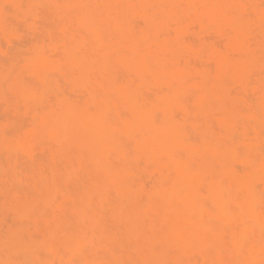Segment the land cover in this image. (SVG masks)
Returning <instances> with one entry per match:
<instances>
[{"label":"rangeland","instance_id":"374dc122","mask_svg":"<svg viewBox=\"0 0 264 264\" xmlns=\"http://www.w3.org/2000/svg\"><path fill=\"white\" fill-rule=\"evenodd\" d=\"M25 1H26V3H24ZM121 1H123V4H124L123 5V9L126 10V11H123L122 14H121V22H122V25H123L121 32L123 33V35H122L123 37L130 38V37H132V34H133L131 32L140 31L141 29L144 28L143 21L141 20L142 19V13H141V11L138 10V8H137V10L133 9L132 7L130 8L129 6H131V5H128L126 3L127 0H121ZM132 1L133 0H129V2H131V3H135L136 2L135 0H134L135 2L134 1L132 2ZM163 1L164 0H161V1L160 0H158V1L157 0H154V1L151 0L150 2L148 0L145 1L144 11L147 10L146 11L147 13H151L149 15L152 16L153 19H154V15H156V14H158V15L160 14L161 16L157 17L158 16L157 15L156 18L158 20L155 18L157 21H155V20L152 21V24L150 26V30L151 31L150 30H149L150 32L148 31V33H149L148 34V38H151V40L147 38L144 46L143 47L141 46L140 49L144 50L146 43L149 42L146 45V47H148L150 45L151 48L153 47L152 50H154L155 52L163 55V50H164L166 52V53L164 52L165 54L168 53L167 54L168 57L165 54L163 56L164 57L163 59L165 61V64H167V66L165 65V68H164L163 72H161L160 75H159L160 77L158 76V78H157V76H155L154 73H152V72L150 73V71H145L143 69H139L138 70V68H137L138 67L137 60L133 61L134 63L136 61L135 64L133 62L131 63V65L129 66L130 69H129V67H122L119 64L115 63V64H113L115 67H112L110 69V72H112L111 75H112V78H113V82L115 83V85L117 84L115 87H117L119 84L120 85L117 88L128 87L131 90L136 92V94L138 95V100H139V102L141 104H146V102H147L146 105H148V106L149 105H154V107H139L141 112L143 113V115H146V116H149L151 118H154L156 121H161V120H163V118H165V116H170V117H173L176 120L180 121L181 123L184 122L183 125L184 126L186 125L185 129H186V132L188 133V137H187L188 141L186 140V146H187V149L189 151V155H191V159L194 161V162H191V164L194 167V171L196 170L197 166L201 163V159H202V157H201L202 155H199L200 157L196 156V155L197 154H205V156H207V158L208 157L210 158L212 156L213 161H214L215 164L212 163V161L209 162V163L211 165L212 164L215 165L216 168L213 165L215 170H218V168H220L218 170V172L219 173L221 172L222 177H223L224 180L226 178L225 176H228V174H229V173L226 174V171H225V170L228 169L227 172H229V171L232 172V173L235 172L237 175L241 173L240 175H238L239 177L237 175H235V176L239 178L237 180L242 181V180H244L246 178V176L252 175L253 171L255 169H257L258 165H259V167H261L262 166L261 164H264V145H262V144H264V141L262 140L263 137H264V134H263L264 133V126H263L264 125V121H263L264 120V114H263L264 113V99L261 98L262 96L264 98V89H263L264 88V86H263L264 85L263 84L264 83V80H263L264 79V50H263L264 49V39H262V38H264V32H263V30H261V29H264V24H263V22H264V17H263L264 16V1L255 0V4H254L255 6H252V5H250L248 3L249 1L251 3L252 2L251 0H248V1L244 0L245 2H243V3H242L243 0L242 1L241 0H236V2H235L236 5L233 8H230L231 6H224V7H226V8L223 7L224 9L221 8L222 6H217V5L214 6L213 0L212 1L210 0L212 3L209 1L211 4L208 2V0H205V1H207V5H208L207 7L205 5L206 2L204 0H187V3H185V0H183V1L182 0H173L174 2H172V1L169 2V0H165V1H168V2L167 3L165 2L164 7H163V3H164ZM256 1H259V4H258V2L256 4ZM198 2H200V3H198ZM253 2H254V0H253ZM260 2H261V4H260ZM174 3H176V4L178 3V4L176 5ZM194 3H195L196 6L194 5ZM166 4H167V6L169 4L171 5V7L168 6L169 8H166V10L167 9L169 10V13L171 12L169 15H168V10L167 11L164 10ZM159 5L161 6V8H160ZM178 5H181V6L184 5L183 7H184L185 10H183L182 7L180 8V6L178 7ZM210 5H212V6H210ZM245 5L246 6L249 5L247 7V9L245 8ZM200 6L203 9H201ZM251 6L253 8H251ZM257 6H258L259 9H257ZM49 7H51V4L49 2H47L46 0H41V1L40 0H0V43H1L0 44V75L1 74L4 75V77H2V78L0 77V237H4L5 238L6 236H8L7 234H8V231H10V229H19V230L22 231V233H23V230H24V233H23V235L21 237L22 242H23V240H25V243L29 244L30 247H32L31 245H33V247H35L38 250L34 260H31V262L33 264H60L61 262H62L61 264H64L63 262H64L65 258L71 260L72 262H75V261L77 262L78 258L75 255H71L69 253V251L70 250L77 251V249L79 250L80 247H82V245L80 243H82V240H83L82 238H80V240H79L80 236H79V234H77V230L81 226V223L79 221L73 220L74 222L71 221L73 223L72 226H74V229L76 230V231L73 230V231H75V234H76V235L73 236V237H75L74 240L72 239V237H71V239H70V237L66 238L67 235L65 236L64 240L62 239L63 241L61 240L62 242L67 241V243L71 240L70 243L72 245L70 247H61L60 244L62 242L60 241V239H61L60 238L61 237L60 232L63 229V225H60V224L59 225H54L53 221H52L53 220V214H55V212L58 213V212H61V210L63 211V202L65 200H67V199L70 200V199L73 198L74 191L77 190V188H75L73 184H71V185L69 184V186L67 185L68 188L66 187V189L68 190V191L66 190V194H68L67 197L66 196L62 197V195L60 193H58V194L55 193V194H53L51 196V198H52L51 200H54L56 198V203H55L56 205L53 206V203L55 202V200H54V202L51 201L53 207L51 206L49 208V213H48V209L46 210L44 208H41L42 206L40 204H38L36 202V200H35L41 194L40 193L41 190L38 189L37 185H38V183L41 182L39 179L42 180V177L35 176L34 175V170L37 171V172L38 171L42 172L46 176H48V174L50 172H54L55 173L56 171L58 172L60 170H63V169H61L63 167H64V169H66L65 167H67L69 169L71 167H73L74 170L75 169L76 170L80 169L78 175L82 176L83 175L82 173H84L83 178L86 180V178H85V174H86L85 168H84V166L79 164L78 159H77L78 154H79V148L76 147V146H73V147L70 146L71 147L70 153L71 154L74 153V155L72 154V157L69 158V159H66L65 157L57 158L58 157L57 153H58V150L60 149V147H56L54 139L52 138L51 134L50 133L47 134V132H43L41 134V136L39 137V139L37 141H35L32 145H30V148H28V150L25 148V146L20 144V143H22L23 141H25L29 137V135H30V133H31V131L33 129L32 126H34V124L37 123L36 125H39V126L44 124V122L46 121L45 120L46 119V114H47V112H49L51 110V108H52L51 106L53 105L52 103H54V99H55L53 97L52 93L48 92L49 94H47V92H45V94L40 96V98L38 99V107L33 108V107H29L30 105H26L27 99H26L25 92L31 91L33 85H35V82H36L34 76L31 74L32 73V67H33V63H32V59H33V55H34L33 52L35 50L36 45L42 46L45 49L46 55L48 57L51 56L50 58H52V59H56V58L59 57V50L53 49V47L51 46L50 41H49L50 40V36H49L50 33H48V32H50V30H52L55 27L56 23H58V19L55 16H51L49 14V13H51V8H49ZM150 7H151V9H150ZM209 7L212 8V10H209ZM227 7H228V9H227ZM145 8H147V9L145 10ZM234 8L236 10H234ZM248 8H249V10L251 9L250 12L248 11ZM254 8H256V9H254ZM127 9H130L131 12H133V10H134L135 12L131 13L130 10H127ZM153 9H155V11L157 13H155V11L152 12ZM179 9L182 10L183 12L182 11H178ZM188 9L192 13H195V14L192 15L190 12H188L189 11ZM195 9H199L198 10L199 12L198 11L196 12ZM161 11H162V13H160ZM207 11H209V12H207ZM235 11H237L238 13L237 12L235 13ZM243 12H246V13H243ZM179 13H180L181 18L179 16ZM251 13H252V16H250ZM256 13H258V14H256ZM137 14H139V16ZM189 14H191L192 16H190ZM232 14H234V15H232ZM237 14H239V16H243L244 15L243 17L245 19H243L242 17H238ZM262 14H263V16H262ZM170 15H171V17H170ZM253 15H256V16H253ZM257 15H258V17H257ZM134 16L137 17V18H135V20L137 19L136 21L133 19ZM193 16H194V18H192ZM51 17H52V19H51ZM139 17H141L140 20L138 19ZM163 17L165 18V20H163L164 19ZM195 17H196V19H195ZM247 17H250V19L247 18ZM261 17H262V19H261ZM159 18H162V19H159ZM166 18H167V20H166ZM190 18L192 20L194 19L195 21H191ZM201 18H203V19L206 18V19H204V22L199 23V25H198V22H200L198 20L199 19L201 20ZM231 18H232V20L234 18V20L232 21ZM41 19H42V21H41ZM126 19H128V20H126ZM130 19H132V20H130ZM186 19H187V21H186ZM251 19L252 20L255 19L257 22L255 20H254L255 22L254 21L252 22ZM205 20L207 22L206 24H205ZM229 21H232V22L229 23ZM53 22H55V23H53ZM191 22L192 23L194 22V24H190ZM260 22H262V24ZM126 23H129V25L126 24ZM161 23L162 24L164 23V24L162 25ZM203 23H204V25H203ZM140 24H141V27H140ZM158 24H160L161 26L158 25ZM171 24L172 25L174 24V25L171 26ZM239 24H240V26H239ZM253 24H255L257 26V28ZM124 25H126V26L124 27ZM181 25H182V27H181ZM247 25H248V27H247ZM175 26H176V28H175ZM243 26H244V28H243ZM151 27H152V29H151ZM168 27H170V28L168 29ZM228 27H230V28L228 29ZM232 28L235 31L232 32ZM254 28H256V29H254ZM40 29H42V30H40ZM167 30H168V32H166ZM179 30L181 31V33H180ZM225 30H226V32L228 31V33H229V31H231L230 32L231 34H229V36H228V34L225 33ZM116 33L117 32H112L110 34H107V35L104 36V38L108 39L109 37H111V40H112L113 37L116 38V36H117ZM159 34H160V36H159ZM256 35L259 36V37H257ZM47 36H49V37H47ZM260 36H262V37H260ZM44 37H46V38H44ZM159 37H160V39H159ZM227 37H229V38H227ZM238 37H240V38H238ZM180 38H182V39H180ZM250 38H252V39H250ZM157 39H159L158 42H157ZM153 40L155 41L156 45L158 43L157 47L155 46ZM177 40H179L182 43H180ZM257 40H259V41L257 42ZM162 41L165 44H163ZM170 42H171V45H170ZM244 42L247 45H249V44L250 45L253 44V45H251V46L249 45L246 48ZM176 43H177V45H176ZM254 43H255V45H254ZM15 44H16V46H15ZM153 44H154V46H153ZM158 46L159 47L162 46V47L159 48ZM168 46L171 47V48L173 47V49H171L172 51L169 49ZM178 46H180V47L178 48ZM244 47H245V49H243ZM256 47L259 48L258 51H257ZM156 48H159V50L156 49ZM175 48H177L178 51ZM161 49H163V50H161ZM188 50H189V52H188ZM249 50H250V52H249ZM57 51H58V53H57ZM175 51H176V53H174ZM181 51L183 53H181ZM239 52L241 54H238ZM180 53H181V56H180ZM191 53L194 54V55L192 56ZM245 54L246 55L248 54V55L245 56ZM52 55H54V57ZM55 55H57V56H55ZM238 56H241V57H238ZM243 56H244V58H243ZM247 57H249V58H247ZM171 59L173 61H171ZM255 60H257V61L255 62ZM221 61L223 62L222 64L220 63ZM232 61H234V62H232ZM249 61H250V64H249ZM187 62H189V63H187ZM5 63H6V65H5ZM16 63L19 64V65H17ZM232 63L234 65L238 66L236 74L232 70V66H231ZM244 64H246V65H244ZM224 65H227V66H224ZM168 66H169V68H168ZM14 67L17 70L15 69V71H14ZM119 67L122 68L123 70L119 69ZM172 67L174 68V70L172 69ZM225 67H228V68H225ZM167 68H168V72H167ZM229 68H230V70H228V71H230V73L227 71V69H229ZM223 69H226V70H223ZM114 70H117V73H116L117 76H116L115 73H113ZM165 70H166V72H164ZM11 72L13 73V75H9ZM114 72H116V71H114ZM191 72L193 74H191ZM126 73L127 74L129 73L130 76L127 75ZM174 74H176L178 76H179V74H181L183 76L182 77L180 75V77L182 79V85H184V83L187 82L184 86H182V89H181L182 92L174 91L173 93L172 92L169 93L171 91V89L174 88L173 85H178V83H177L178 81H175V79H174V76H175ZM189 74H191V75H189ZM205 74H206V76H205ZM144 75H146V77ZM248 75H249L250 78L248 77ZM9 76H11V78L8 79L9 81H7V78ZM147 77H148V79H147ZM211 77H212V80H211ZM150 78H151V80H150ZM114 79H116V82H115ZM124 79H127V80H125V83H123ZM137 79H138V81H137ZM183 79H185V80H183ZM226 79L228 80V82H226L227 81ZM230 79H231V81L229 82ZM121 80H122V82H121ZM238 80H240V81H238ZM262 80H263V83L261 84ZM59 81H60L59 84H58L59 88L61 90H63V91L65 90L64 93L69 97L71 102H74V103H76L78 105H85L87 103L86 100L84 98H82L83 96L80 94V91L78 90V89H80V90L82 89V87H81L82 85L80 83L71 84L70 82H67L66 80H63L62 78L59 79ZM207 81H208V83H206ZM129 82H131V84L133 86L129 87V85H130ZM132 82H134V83H132ZM240 82H241V84H240ZM257 82L260 83V84H258ZM121 83H123V84H121ZM162 83H163V85H162ZM175 83H177V84H175ZM210 83H211V85H210ZM243 83H245V84H243ZM13 85H14V87H13ZM201 85H202V87H200ZM178 86H175V87L177 88ZM207 86H208V88H207ZM196 87H198V88H196ZM191 88H192V90H191ZM254 88H256V89H254ZM257 88H259V89H257ZM211 89H213V90H211ZM226 89L227 90L229 89V90L227 91ZM253 89H254V91H253ZM66 90H67V92H66ZM76 90L79 91V92L76 93L75 92ZM188 90H190V91H188ZM152 91H154L156 93H154ZM194 91H195V93H194ZM259 91H260V93H259ZM151 92H152V94H151ZM184 92H186V93H184ZM199 93H201V94H199ZM186 94H187V96H186ZM6 95H8V96H6ZM11 95H13V96H11ZM140 95L142 97H140ZM235 95H238V96L236 97ZM241 95L243 96V98H242ZM163 96H170L171 102H170L169 106L168 107H159V108L156 107V105H158V103H159L160 98L163 97ZM183 96H184V98H183ZM230 96H232V97H230ZM239 96H240V99H238ZM52 98H54V99H52ZM195 98L198 99L199 101L196 100ZM241 98H242V100L245 99V101L243 102L241 100ZM254 98H255V100H254ZM17 99H20V100H17ZM80 99H82V100L78 101ZM144 99H146V100H144ZM221 99H223V100H221ZM228 99L230 100V102H228L229 101ZM43 100L46 103H42V102H44ZM177 100H179V101H177ZM180 100H182V101H180ZM183 100H184V102H183ZM224 100H226V101L224 102ZM8 101L11 102V103H9ZM47 101H49V102H47ZM252 101H254V102L252 103ZM199 102H200V104H199ZM237 102H238V104H237ZM257 102L259 104H257ZM233 103H234V105H233ZM235 103L237 104V106L240 103H242V104L239 105L238 107L237 106L235 107V105H236ZM219 104H221V106H218ZM243 104H244L245 107H247V108L249 107V108L248 109L244 108ZM251 104H253V105H251ZM19 105H21V106H19ZM41 106H42L43 109L41 108ZM230 106H233V107H230ZM30 108H32V109L30 110ZM39 108H41L42 111H40L41 109H39ZM84 108H85V110L87 108L91 110V108H92V111L86 110V111H88L90 113L94 111V107L93 106L90 107V105H87V107H84ZM112 108L114 110V112L112 111V117L113 118H116L119 115V116H122V118L126 119L127 121L131 120L132 111H133L132 107H126L125 105L121 104L120 108H118V107H112ZM213 108H215V109H213ZM226 108H227V111H226ZM236 108H237V110H236ZM33 109H34V111H33ZM218 111H220L219 112L220 114L218 113ZM222 111H225L227 113L223 112L221 114ZM230 111H231L232 114L230 113ZM7 112H8V114H5ZM31 112H33V113H31ZM237 112L240 113L241 115H239ZM246 113L249 114V115H247ZM218 114L220 116H218ZM253 114H254V116H253ZM257 114H259V115H257ZM22 115H24L23 116L24 119L22 118ZM35 115H37V116H35ZM237 115H238L239 118L237 117ZM231 116H232V118H231ZM28 117L30 118V121H29ZM238 119L239 120L241 119L242 123ZM246 119L247 120L249 119V122L246 121ZM24 120H25V123L23 122ZM185 120H186V122H185ZM18 121H21V122H18ZM254 121H255V123H254ZM30 123H32V124H30ZM243 123L246 126L245 125L242 126ZM248 123H250L249 126H248ZM254 124H257V125L254 126ZM251 125H252L253 129L250 128ZM258 125L260 127H258ZM203 127H204V130H203ZM187 128H189V129H187ZM258 128H260V131H258L259 134H260V137L258 136L259 138L257 137V135H259L258 132H255L256 130H259ZM207 129H208V131H207ZM237 129H241L244 133L246 132V134H244L245 135V137H244L245 139H243V137L241 138V136H243L241 134H243V133L241 132V130H237ZM5 130H7V131H5ZM244 130H246V131H244ZM201 132H204V133H201ZM249 133L251 135H254V136H251ZM45 134L47 135V138L44 136ZM204 134H205V136L207 135L206 136L207 140L205 139ZM208 134H210V137L208 136ZM219 134L221 136L220 138H218ZM261 134H263V136H261ZM14 135H16V136H14ZM246 136H247V138H246ZM254 137L255 138L257 137V138L255 139ZM43 138H44V140L46 138V141H43ZM223 138H225V139H223ZM248 138L251 139V141L248 140ZM253 140H254V142H253ZM211 141H213V142H211ZM255 141H256V144H255ZM258 141L260 142V145H259V143H257ZM242 142L243 143L245 142L244 145L247 143L248 147L244 146L243 144L241 145L240 143H242ZM251 142H253V143L250 144ZM223 143H224V146H223ZM236 143H239V144L236 145ZM35 144H36V146H34ZM44 144H46V145H44ZM126 144H127L126 141H124L117 148H115L112 151H110L111 152V157H110V161H109V167H110L109 170H110V172L108 174V179H109L108 180V185H109L108 186L109 187L108 190L110 189V191L107 190V192H106V193H108V194L105 195V198H107V200L105 198H103V201H105V202H107L109 204L104 202V204H106V206L104 205V207H105V209L107 208L106 209L107 212H105L104 215H105V217H107V215H109L108 214L109 211L110 212L112 211V212L116 213L115 214L116 215V219L115 220L113 219V223H110L112 221H107V223H109V224L107 225V223H106L107 226L105 225L102 229H100V234H101V239L102 240L100 239L101 241L97 245L96 250H98L97 253L99 252V255H100L99 259L103 260V261H106V259H107L108 264H117L118 262H119V264H121V263L123 264V262H124V264H144L143 260H141L142 257H140V256H143L145 254H147V261H148L147 264H150V263L151 264H158L157 263V259H158V255H159L158 249L160 250L161 245H162L161 243H163V242L162 241H161V243L159 242L158 243L159 246H158V244H157V246L155 244V246L158 249H153L155 247L153 246L154 244H152V248H151L150 251H148V249H146V248L143 249V247L140 246V242L142 241V239L149 236V230H148V227H147V225L145 223L146 222L145 219H142V220L145 221L144 222L145 223V227H143V228H146V230L148 232L145 229H143V234H142V232L140 233V230L142 228L141 225L144 226L143 224H141V221H140L139 222L140 226H139V223H138L137 232L133 236L127 237V238L126 237L123 238L122 235H124L125 232L128 231L129 228H130V222H129L127 216L130 215L131 213H136L138 215H142L141 214V212H142L143 216H144L143 218H145L146 216L150 217V215L148 213H150L151 211H152L151 217L156 214L153 210H151L152 209L151 206L145 205V204L147 203V200H148L149 197L151 199L152 193H153V189L157 188V187H155L157 185V183L160 184L161 181H166V180H168L169 182L172 181L173 177L176 176V169H174L172 167H168L169 165L167 167L166 166H161L166 161V158L163 155L159 156L158 158L160 160L161 159H163V160L165 159V161L162 160L160 162H157V160L159 161L158 158H157V160H155L153 157L152 158H148V157H145V156H143V155H141L139 153L137 154V152L135 151L134 147H129ZM217 144L218 145L221 144V145L218 147ZM53 145L55 147H52ZM125 145H126V147H125ZM249 145H251L250 148H249ZM252 145L255 148H253ZM33 146H34L35 149L33 148ZM199 146L202 147L206 151L208 150V152H206V151L204 152V150L201 149ZM221 146H222V148H221ZM215 147H218V149L215 148ZM223 147H225V148L223 149ZM72 148H74V149H72ZM247 148H249V149H247ZM131 149H133V150H131ZM214 149H216V150L214 151ZM246 149L249 151V153L247 152ZM127 150H128V152H127ZM73 151H75V152H73ZM133 151H135L136 153L133 152ZM50 153H51V155H50ZM208 153L209 154L211 153V154L209 155ZM254 153H257V154H254ZM33 155H35V156L32 157ZM49 155H50V158H49ZM234 155H235V157H234ZM29 156L32 157V158H30ZM124 156H127V158L129 156L130 160L125 161V160L121 159ZM192 156H194V158H192ZM248 156L251 157V158L253 157L252 158L253 160H251ZM160 157H164V158H160ZM242 157H243L244 160L246 158L245 162H243L244 160L242 159ZM44 158H45L46 161L44 160ZM62 158H63V160H61ZM196 158H198L199 160L196 159ZM218 158H219V160H218ZM238 158H240V160ZM30 159H32V160H30ZM221 159H222V161H220ZM121 160H122V162H121ZM131 160L133 161V163H132ZM215 160H217V161L215 162ZM62 161H63V163H62ZM123 161H125V163ZM129 161H130V163H128ZM34 162H35V166H33ZM48 162H49V164H48ZM59 163L62 164V165H60ZM156 163H158V164L155 165ZM245 163H246V165H245ZM56 164H58V165H56ZM64 164H65V166H63ZM194 164L196 166H194ZM237 164H238V166H237ZM224 165H226V166H224ZM25 166L26 167L28 166L27 167L28 169ZM49 166L52 167V168H50ZM151 166L154 167V169ZM7 167H9V168H7ZM24 167H25V169H21V168H24ZM31 167H33L34 169L32 168L33 170H30ZM42 167L46 171L44 169H42ZM222 167H223V169H221ZM234 167H235V170H234ZM247 167H248V170H246ZM128 168H129V170H127ZM230 168H232V169L230 170ZM241 168L243 169V171L245 173L244 172L242 173V169ZM158 169H160V171ZM156 170H158V171H156ZM162 170L167 171L166 175L169 178L166 177L167 178L166 179V178L162 177V172H163ZM5 171H8L9 173L8 172L4 173ZM81 171H83V172H81ZM112 171L115 172V173H112ZM29 172L31 174L28 175ZM143 173H144V175H143ZM169 174H170V176H169ZM253 174L254 175H252V179H251V183L250 184H251V187L253 188V190L255 192V205H257L255 207L263 206V208H262L263 210L262 211H264V196H263L264 195V183H263L264 182V173L263 172H259V173H253ZM7 175H8V177H7ZM259 175H260V177H259ZM9 176H11V178H9ZM209 176H210V178H209ZM170 177L172 179H170ZM134 178H136V179L134 180ZM207 178H208V182H207V180H205ZM211 178H212L211 174L209 173V175H208V173L205 172L204 173V181H203V183H201V182L199 183V189H201V191H204V193H205V189H206L205 186H207V184L211 181ZM259 179L262 180L263 182L260 181ZM227 180H228V178H226L225 181L227 182ZM168 181H167V183H168ZM10 182H11V184H10ZM25 185H27L28 187L27 186L24 187ZM133 186H135V187H133ZM12 187H14V188H12ZM20 188H21V190H20ZM70 188H71V190H70ZM72 188H74V189H72ZM11 189H12V191H11ZM124 190H125V192H123ZM15 191L17 193H15ZM262 191H263V193H262ZM68 192L70 193L71 196L69 195ZM111 192H112V194H110ZM143 193L146 194V195H144ZM34 194H36V195H34ZM116 194L118 195V197L122 196V198H124L126 200V203L125 204H119V203L116 204V202H115L116 199L115 198H118ZM147 194H148V196H147ZM60 195H61L62 198H60ZM111 195H114V196H111ZM136 195H137V198H136ZM8 197H9V199H8ZM130 197H132V200L130 199ZM257 197H259V198H257ZM58 198H59L60 201L58 200ZM109 198H112V199H109ZM137 199L138 200L140 199L139 202H138ZM59 202L62 203V206L61 205L59 206V204H60ZM128 202H129V204H128ZM138 203H140V204L138 205ZM110 204H113V205L116 204V206H113V205H110ZM143 204H144V207H142ZM20 207H22L24 209V213L23 214H22V212H23L22 210H21V212H19ZM259 207L256 210H258L259 213H262V211H259V210H261ZM33 208L34 209L36 208V210H34ZM51 208L53 210H50ZM121 208H125L124 209L125 211L123 209H121ZM32 209H33V211H32ZM128 209H129V211H128ZM119 210L120 211L123 210V211L120 212ZM30 211H32L33 214L30 213ZM50 211H51V213H50ZM46 213H47V215H44ZM48 215L50 217H48ZM41 216L44 217V219H41V218L39 219L38 218V217H41ZM45 216H47V217H45ZM155 216H153L154 218L153 217L152 218L156 219L157 217H155ZM23 217H24V219H23ZM237 218H238V220H236ZM237 218L233 217V220H236V222L235 221L231 222V224H230L231 225L230 226L231 229H230V227L228 229L225 227V229H224V227L221 226L222 227L221 228V227H219V225L218 226L216 225L214 227V229H216L217 227H219V228H217V230H215V231L213 229L214 233H212V234H215V235H216V233L219 234V238H218L219 240H221L220 239L221 237H222V239L224 237V240L220 241V242H221V245H223L224 242L226 241L224 245L227 246V247H225V246L222 247V246L218 245L217 243L219 242V240L217 238H212V239L208 240V243L210 241H212V242L215 241L214 242L215 245H212V246L215 249L217 248L216 251L219 252L216 255L217 257L214 255L217 252H215V250L214 251L213 250L210 251L209 250L210 249L209 245L206 246V247L203 246V248H200L201 246H197L195 244H191V247L189 245V247H187L186 250L184 252H182L183 254L179 253L178 251L176 252L175 248L168 249V250H170V251H168L170 256L174 252V249H175L176 253H173L171 257H178L179 258V261L177 263H173L172 262L170 264H197V263L198 264H215L217 262H218V264H224L223 263L224 260H225V262H228L227 264H231V263L234 264V262L236 263V258L237 259L240 258L242 261H244L245 258H246L244 255L248 254V250H249L248 248L244 247L245 249H248V250H246L247 251L246 252L245 249H243L245 251L244 254L241 253V254H243V256L240 255V252H239V255H240L239 258H238L239 255H234V252L238 249V245H240L239 242H237L235 237L233 236L235 231L240 230L241 221H240V218L238 216H237ZM237 221H239V224H238ZM233 223L235 225H239V228L237 226L235 231H234V229H235L234 227L235 226H234ZM37 224L38 225L40 224L39 226L41 228L38 227ZM76 226H77V228H76ZM37 227H38V229H37ZM44 227H45L46 231H43ZM27 228H28V230H27ZM105 229H106V233L107 234L105 233ZM109 229L112 230V231H110ZM221 229L222 230L224 229L225 231L224 230L221 231ZM108 231H109V233L110 232L111 233L108 234ZM5 232H6V234H5ZM224 232L228 233L227 237L225 235L226 233H224ZM138 234L139 235L141 234L143 236L140 235L141 236L140 237ZM144 234H147V235L145 236ZM220 234H222L221 237H220ZM109 235L111 236V238H110ZM135 235H138L140 237V239H139V237L137 238V239H139L138 240L139 242H137V239H136L137 236H135ZM68 236H72V234L70 233V235H68ZM103 236H105V237L102 238ZM217 236L218 235H216V237ZM250 236L251 237H249V239L246 240V244L248 243V245H247L248 247H249L251 242H252V244H255V243L258 242V237L255 234L253 236L252 235H250ZM252 237L256 238V239L253 238V240H255V243H253V240L251 241ZM263 237H264V235H263ZM108 238H110V239H108ZM116 238H117V240H116ZM135 239H136V241H135ZM216 239L218 240L217 243H216ZM4 241L6 243L8 241V239L5 238ZM110 241H112V242H110ZM125 241H127V242H125ZM158 241L155 240L154 242L157 243ZM247 241H249V242H247ZM124 242H125V244H124ZM128 242H131V244L130 243L128 244ZM136 242L139 244L140 247L137 246L138 244H136ZM0 243L2 244L3 242L0 241ZM240 243H243V246L245 244L244 241L243 242L241 241ZM252 244L250 246H253ZM128 245L130 247H128ZM228 245H229V247L231 245V247L229 249H228ZM243 246L241 244L242 248H243ZM121 247H123V248H121ZM193 247H194V249L195 248L196 249L193 250ZM42 248L44 249L45 253L43 252ZM138 248L141 251L138 250ZM221 249H223V250H221ZM224 249H225V251H224ZM90 250H92V249L90 248ZM124 250H126V251H124ZM142 250H143V252H142ZM152 250H154V251H152ZM243 250H241V251H243ZM121 251L124 254H121L122 253ZM131 251H132V255H131ZM155 251H158V253L155 252ZM192 251H194V252H192ZM201 251H203V252L205 251L206 253L202 252L203 254H201ZM232 251H234V252H232ZM41 252H42V254H41ZM133 253H134V255H133ZM207 253H212V255H214L215 257L213 256V258H211V255H209ZM220 253H222V254H220ZM126 254H127V256H125ZM205 254H207L208 256H206ZM237 254H238V251H237ZM42 255L45 256L46 258L45 257L43 258ZM48 255H49V257H47ZM123 256H125V257H123ZM185 256H186V258H185ZM205 256H206V258H205ZM234 256H236L235 261L229 263V261H231V258L234 259ZM197 257L199 258V260H198ZM221 257H225V258H221ZM241 257H243L244 260ZM72 258H74L75 260H73ZM124 258H125V260H124ZM138 258H139V260H138ZM208 258H211V259L207 260ZM131 259H133V260H131ZM221 259L222 260L224 259L223 262H221ZM233 259H232V261H233ZM184 260H186V261L184 262ZM205 260L208 263L204 262ZM149 261H151V262H149ZM171 261H173V260L171 259ZM171 261H169V262H171Z\"/></svg>","mask_w":264,"mask_h":264},{"label":"bare ground","instance_id":"6f19581e","mask_svg":"<svg viewBox=\"0 0 264 264\" xmlns=\"http://www.w3.org/2000/svg\"><path fill=\"white\" fill-rule=\"evenodd\" d=\"M41 1V0H40ZM47 2H49L51 4V13H49L51 16H55L58 19V23H56L55 27L50 30L49 36H50V44L53 47V49H57L59 50V57L56 59H52L50 57H48L46 55V51L45 49L40 46V45H36L35 50H34V55H33V59H32V63H33V67H32V75L34 76L36 82L35 85H33L31 91L29 92H25L26 94V105H30L29 107H38V99L40 98V96H42L43 94H45V92H47V94H49L48 92L52 93L54 99V103H52L53 105L51 106V110L49 112H47L46 114V121L44 122L43 125L39 126L34 124L33 129L29 135V137L23 141L22 144L23 146H25V148L28 150V148H30V145H32L35 141H37L39 139V137L41 136V134L43 132H47L51 134L52 138L54 139V142L56 144V147H60V149L58 150L57 153V158L60 157H65L66 159H69L72 157V154L74 155V153H70L71 147L70 146H76L79 148V154H78V162L79 164H81L82 166H84L86 174H85V178L86 180L83 178L84 173H82L83 175H78L79 170L80 169H75L73 167H71L70 169L65 167L66 169H64L63 166H65V164L62 166L63 170L60 171H56L54 172H50L48 174V176H46L44 173L42 172H37L34 170V175L37 177H42V180L39 179L41 182L38 183L37 187L40 191V196H38V198H36V202L38 204H40L44 209H48V213H49V208L52 206L51 201L55 202L53 203V206L56 205V198L54 200H51V196L55 193H60L62 195V197L66 196L68 194H66V187L67 185L69 186V184H73L75 188H77L76 191H74L73 194V198L70 200H65L63 202V211L61 210V212H58L55 214H53V224L54 225H63V229L60 232L61 235V239L60 241L63 239H65V236L70 235V233L72 234V236H66V238H69L74 240L75 237H73L75 234V229L74 226H72V222L73 220L75 221H79L81 223V226L79 227V229L77 230V234H79V240L80 238H82V243H80L82 245V247H80V249L77 251L75 250H70L69 253L71 255H75L78 258V263L76 262H72L71 260L65 258L64 259V264H108L107 259L106 261L100 260L99 257V252L97 253L98 250H96L97 245L99 244V242L102 240L101 239V234H100V229H102L107 221H112L110 223H113V219H116V213L114 212H110L109 210V215H107V217H105V212H107V208L105 209L104 205L106 206V204H104L105 201H103V198H105V195L108 194L106 193L108 190V174L110 172V167H109V161H110V157H111V152L113 149L117 148L122 142L126 141V145H128L129 147H134L135 151L137 152V154H141L145 157L148 158H154L155 160H157V158L161 155H163L166 158L165 159H159V161L157 160V162L160 161H165V163H163V165L161 166H168V167H172L174 169H176V176L173 177V179L170 177V179H172L171 182H169L168 180L166 181H161L160 184L157 183V185L155 187V189H153V193H152V197L150 199V197L147 200V203L145 205H149L151 206V210H153L156 214L153 215L155 217H157L156 219H153L151 217L152 215V211L150 213H148L150 215V217L146 216L145 218H143V213L141 212L142 215H138L136 213H131L130 215L127 216L129 222H130V228L128 231L125 232L123 236V238H127V237H131L133 236L136 232H137V225L138 223L141 221V224H143L144 226L141 225V230L140 233L142 232L143 234V229L146 230L145 227V223L148 227L149 230V236L146 238H143L142 241L140 242V246L146 249H148V251L151 250L152 248V244H154L153 246L155 248L153 249H158L156 246L157 244L161 241L163 243H161V248L159 251V255H158V259H157V263L158 264H170V263H177L179 261L178 257H171L173 253H176L177 251L179 253H182L186 250L187 247H191V244H195L197 246H201L200 248H203L208 246L210 247V251L211 250H215V248H213L212 245H215L214 242L215 241H210L208 243L209 239L212 238H219V234L216 233V235H218L216 237L215 234L213 232L214 227L217 225H219V227H225L228 229L231 225V222H236V220H238L237 216L240 218L241 224H240V230H236V227L239 225H235L234 223V234L233 236L235 237L236 241L239 242L240 245H238V249L234 252V255H240L243 256V254L245 253L246 250H248V254L244 255L246 258L245 260L243 259V257H241L244 261H242L238 256L239 259L236 258V256H234V259L231 258L230 262H234L235 258H236V263L234 262V264H264V211H262L263 206H258L262 211V213H259L258 210H256L258 207H255L257 205H255V192L253 190V188L251 187V179H252V175H254L253 173H259V172H263L264 173V164H261L262 166L259 167V165L257 166V169H255L252 173V175H248L246 176V178L242 181L237 180L239 179L238 175L240 174H236L235 172H227L226 174H228V176H225L226 178H228L227 182L223 179L221 172L219 173L218 170L220 168H218V170H215V163L213 161L212 156L208 159L207 156H205V154H197L196 156L202 155V159H201V163L197 166L196 170L194 171V167L191 164V162H194L191 159V155H189V151L187 149L186 146V140L188 139V133L186 132V125L184 126L183 123H181L180 121L176 120L173 117L170 116H165V118H163V120L161 121H156L154 118H151L149 116L143 115V113L141 112L139 107H154V105H146V104H141L138 100V95L136 94L135 91L131 90L128 87H122V88H117L115 87V83L113 82V78L110 72V69L112 67H115L113 64L117 63L122 67H129L131 65V63L134 60H137V65H138V70L139 69H143L145 71H150V73H154L155 76L160 75L161 72H163L165 65L167 66V64H165L164 61V54L166 53L163 49V55L155 52L154 50H152V48L150 47V45L148 47H146V45L149 43H146L144 50H141L140 47L144 46L147 38H148V31L150 30V26L152 24V21L155 20L157 21L158 19L156 18V15H154V19L152 16H150L149 14L151 13H147L146 11H144V6H145V1L146 0H133L135 3H131L129 2V0L126 1V3L130 8L132 7L133 9L141 11L142 13V19L141 17H139L138 19L143 21L144 24V28L141 29L140 31H133L131 33L132 37L130 38H126L123 37V33L122 31V22H121V14L123 11H126L125 9H123V1L121 0H46ZM132 1V2H133ZM149 2L151 0H148ZM154 1V0H153ZM158 1V0H157ZM161 1V0H160ZM173 0H169V2ZM183 1V0H182ZM205 1V0H204ZM210 0H208L209 2ZM212 1V0H211ZM210 1V2H211ZM242 1V0H241ZM248 1V0H247ZM252 2L250 3V1L248 2L250 5L255 6V0L253 2V0H251ZM264 1V0H262ZM163 7L165 2L167 3L168 1H163ZM196 2V1H195ZM206 2V7L207 5V1ZM209 2V3H210ZM236 0H213V4L214 6H222L221 8H223L224 6H231L230 8H233L236 5ZM245 2L244 0L242 1V3ZM259 4V1H256V4ZM26 3V1L24 2ZM23 3V4H24ZM45 3V2H44ZM152 3V2H151ZM160 3V2H159ZM162 3V2H161ZM185 3H187V0H185ZM191 3V2H190ZM197 3V2H196ZM200 3V2H198ZM208 3V4H209ZM212 3V2H211ZM210 3V4H211ZM241 3V4H242ZM253 3V4H252ZM29 4V3H28ZM149 4V3H148ZM147 4V5H148ZM176 4V3H174ZM178 4V3H177ZM176 4V5H177ZM180 4V3H179ZM261 4V2H260ZM157 5V4H156ZM195 5V3H194ZM244 5V4H243ZM247 5V4H246ZM245 8L247 9L246 6ZM7 6V5H6ZM9 6V5H8ZM47 6V5H46ZM160 6V5H159ZM167 4L165 5V9L169 8L168 6L171 7V5L169 4L167 7ZM173 6V5H172ZM180 6V8L182 7L183 10L184 9V5H178V7ZM196 6V5H195ZM212 6V5H210ZM251 6V8H253ZM261 6V5H260ZM23 7V6H22ZM39 7V6H38ZM128 7V8H129ZM156 7V6H155ZM176 7V6H175ZM174 7V8H175ZM203 7V6H202ZM157 8V7H156ZM161 8V6H160ZM201 8V6H200ZM199 8V9H200ZM219 8V7H218ZM226 8V7H224ZM223 8V9H224ZM151 9V7H150ZM158 9V8H157ZM199 9H195L196 12ZM203 9V8H201ZM228 9V7H227ZM256 9V8H254ZM257 9L258 6H257ZM263 9V8H262ZM7 10V9H6ZM39 10V9H38ZM46 10V9H45ZM44 10V11H45ZM130 10V9H127ZM168 10V9H167ZM166 10V11H167ZM174 10V9H173ZM176 10V9H175ZM189 10V9H188ZM187 10V11H188ZM192 10V9H191ZM205 10V9H204ZM209 10H212V8L209 7ZM234 10H236L234 8ZM233 10V11H234ZM47 11V10H46ZM155 9H153L152 12H154ZM178 11H182V10H178ZM194 11V10H193ZM232 11V10H231ZM248 11L250 12L251 9ZM131 12V10H130ZM133 12H135L133 10ZM131 12V13H133ZM151 12V11H150ZM183 12V11H182ZM181 12V13H182ZM190 12L192 15H194L195 13H192L190 10L188 11ZM199 12V11H198ZM209 12V11H207ZM230 12V11H229ZM237 11H235L236 13ZM242 12V11H241ZM248 12V13H249ZM10 13V12H9ZM47 13V12H46ZM140 13V14H141ZM155 13H157L155 11ZM162 13V11L160 12ZM171 13V12H170ZM169 10H168V15L170 14ZM212 13V12H211ZM238 13V12H237ZM246 13V12H243ZM242 13V14H243ZM129 14V13H128ZM191 14H189L190 16H192ZM230 14V13H229ZM258 14V13H256ZM139 16V14H137ZM178 15V14H177ZM226 15V14H225ZM224 15V16H225ZM231 15V14H230ZM234 15V14H232ZM238 17H242L243 19H245L243 16H239V14H237ZM246 15V14H245ZM250 15V14H249ZM132 16V15H131ZM161 16L160 14L157 16L159 17ZM180 16V13H179ZM188 16V15H187ZM206 16V15H205ZM248 16V15H247ZM252 16V13L251 15ZM256 16V15H253ZM263 16V14H262ZM167 17V16H166ZM171 17V15H170ZM177 17V16H176ZM234 17V16H233ZM258 17V15H257ZM264 17V16H263ZM131 18V17H130ZM134 16V20H135ZM157 20H156V19ZM164 18V17H163ZM181 18V16H180ZM183 18V17H182ZM187 18V17H186ZM194 18V16L192 17ZM250 19V17H247ZM253 18V17H252ZM255 18V17H254ZM52 19V17H51ZM55 19V18H54ZM162 19V18H159ZM191 19V18H190ZM196 19V17H195ZM206 19V18H204ZM204 19L201 18V20L199 19L198 21V25L199 23L204 22ZM260 19V18H259ZM262 19V17H261ZM9 20V19H8ZM128 20V19H126ZM132 20V19H130ZM137 20V19H136ZM135 20V21H136ZM165 20V18L163 19ZM167 20V18H166ZM232 20V18H231ZM234 20V18H233ZM232 20V21H233ZM252 20V19H251ZM255 20V19H254ZM252 20V22L254 21ZM42 21V19H41ZM56 21V20H55ZM187 21V19H186ZM191 21H195L194 19ZM217 21V20H216ZM232 21H229L232 22ZM244 21V20H243ZM256 21V20H255ZM254 21V22H255ZM19 22V21H18ZM35 22V21H34ZM141 22V21H140ZM257 22V21H256ZM20 23V22H19ZM55 23V22H53ZM130 23V22H129ZM129 23H126L129 25ZM206 20H205V24H206ZM234 23V22H233ZM262 24V22H260ZM15 24V23H14ZM38 24V23H37ZM162 24V23H161ZM164 24V23H163ZM162 24V25H163ZM167 24V23H166ZM177 24V23H176ZM175 24V25H176ZM182 24V23H181ZM190 24H194V22L190 23ZM264 24V22H263ZM160 25V24H158ZM174 25V24H173ZM171 24V26H173ZM184 25V24H183ZM204 25V23H203ZM244 25V24H243ZM255 25V24H253ZM53 26V25H52ZM126 25H124L125 27ZM161 26V25H160ZM166 26V25H165ZM180 26V25H179ZM240 26V24H239ZM256 26V25H255ZM263 26V25H262ZM139 27V26H138ZM141 27V24H140ZM143 27V26H142ZM182 27V25H181ZM194 27V26H193ZM236 27V26H235ZM248 27V25H247ZM252 27V26H251ZM250 27V28H251ZM260 27V26H259ZM18 28V27H17ZM166 28V27H165ZM170 27H168L169 29ZM176 28V26H175ZM192 28V27H191ZM230 27H228L229 29ZM244 28V26H243ZM257 28V26H256ZM254 28V29H256ZM263 28V27H262ZM124 29V28H123ZM135 29V28H134ZM152 29V27H151ZM227 29V30H228ZM235 29V28H234ZM253 29V30H254ZM261 29V28H260ZM259 29V30H260ZM42 30V29H40ZM264 32V29H261ZM124 31V30H123ZM151 31V30H150ZM149 31V32H150ZM176 31V30H175ZM174 31V32H175ZM180 31V30H179ZM235 31L232 28V32ZM243 31V30H242ZM112 32H117V36L116 38L113 37L111 40V37H109L108 39H105L104 36L107 34H110ZM153 32V31H152ZM168 32V30L166 31ZM203 32V31H202ZM221 32V31H220ZM231 31L226 32L225 33L231 34ZM254 32V31H253ZM257 32V31H256ZM181 33V31H180ZM262 33V32H261ZM115 34V33H114ZM163 34V33H162ZM169 34V33H168ZM167 34V35H168ZM233 34V33H232ZM248 34V33H247ZM259 34V33H258ZM47 36V37H49ZM111 36V35H110ZM113 36V35H112ZM125 36V35H124ZM160 36V34H159ZM163 36V35H162ZM175 36V35H174ZM184 36V35H183ZM182 36V37H183ZM203 36V35H202ZM233 36V35H232ZM257 36V35H256ZM22 37V36H21ZM166 37V36H165ZM250 37V36H249ZM259 37V36H257ZM262 37V36H260ZM30 38V37H29ZM46 38V37H44ZM156 38V37H155ZM158 38V37H157ZM167 38V37H166ZM172 38V37H171ZM189 38V37H188ZM229 38V37H227ZM240 38V37H238ZM151 40V38H148ZM160 39V37H159ZM157 39V42L158 40ZM182 39V38H180ZM218 39V38H217ZM252 39V38H250ZM264 39V38H262ZM15 40V39H14ZM231 40V39H230ZM254 40V39H253ZM36 41V40H35ZM154 41V40H153ZM171 41V40H170ZM179 41V40H177ZM249 41V40H248ZM251 41V40H250ZM259 40H257L258 42ZM261 41V40H260ZM156 42V43H157ZM180 42V41H179ZM194 42V41H193ZM220 42V41H219ZM255 42V41H254ZM262 42V41H261ZM20 43V42H19ZM48 43V42H47ZM163 43V41H162ZM173 43V42H172ZM182 43V42H180ZM187 43V42H186ZM245 43V42H244ZM248 43V42H247ZM1 44V43H0ZM32 44V43H31ZM155 44V41H154ZM153 44V46H154ZM165 44V43H163ZM189 44V43H188ZM197 44V43H196ZM259 44V43H258ZM28 45V44H27ZM49 45V44H48ZM158 45V43H157ZM157 45L155 44V46L157 47ZM161 45V44H160ZM171 45V42H170ZM169 45V46H170ZM177 45V43H176ZM175 45V46H176ZM182 45V44H181ZM180 45V46H181ZM250 45V44H249ZM245 43V47L247 48V46H249ZM253 45V44H251ZM250 45V46H251ZM255 45V43H254ZM257 45V44H256ZM260 45V44H259ZM262 45V44H261ZM16 46V44H15ZM23 46V45H22ZM29 46V45H28ZM31 46V45H30ZM152 46V45H151ZM168 46V47H169ZM174 46V47H175ZM178 46V48L180 47ZM263 46V45H262ZM10 47V46H9ZM13 47V46H12ZM33 47V46H32ZM159 47V46H158ZM162 47V46H160ZM159 47V48H160ZM245 47L243 49H245ZM159 48H156L159 50ZM197 48V47H196ZM208 48V47H207ZM231 48V47H230ZM257 48V47H256ZM5 49V48H4ZM140 49V50H139ZM155 49V48H154ZM169 49H173V47H169ZM177 50V48H175ZM195 49V48H194ZM235 49V48H234ZM251 49V48H250ZM255 49V48H254ZM259 48H257L258 51ZM261 49V48H260ZM263 49V48H262ZM264 50V49H263ZM24 51V50H23ZM169 51V50H168ZM172 51V50H171ZM178 51V50H177ZM187 51V50H186ZM246 51V50H245ZM165 52V53H164ZM189 52V50H188ZM195 52V51H194ZM224 52V51H223ZM236 52V51H235ZM250 52V50H249ZM260 52V51H259ZM50 53V52H49ZM58 53V51H57ZM176 53V51L174 52ZM181 53H183L181 51ZM180 53V56H181ZM232 53V52H231ZM8 54V53H7ZM55 54V53H54ZM168 54V53H167ZM167 54H165L167 56ZM170 54V53H169ZM190 54V53H189ZM230 54V53H229ZM238 54H241L240 52ZM256 54V53H255ZM254 54V55H255ZM259 54V53H258ZM9 55V54H8ZM191 55L193 56L194 54L191 53ZM243 55V54H242ZM248 55V54H247ZM245 54V56H247ZM260 55V54H259ZM54 57V55H52ZM57 56V55H55ZM165 56V57H166ZM179 56V57H180ZM185 56V55H184ZM11 57V56H10ZM168 57V56H167ZM177 57V56H176ZM183 57V56H182ZM187 57V56H186ZM235 57V56H234ZM241 57V56H238ZM214 58V57H213ZM244 58V56H243ZM249 58V57H247ZM256 59V58H255ZM6 60V59H5ZM180 60V59H179ZM188 60V59H187ZM190 60V59H189ZM198 60V59H197ZM254 60V59H253ZM171 61H173L171 59ZM175 61V60H174ZM195 61V60H194ZM247 61V60H246ZM257 60H255L256 62ZM182 62V61H181ZM234 62V61H232ZM134 63V62H133ZM136 63V61H135ZM134 63V64H135ZM186 63V62H185ZM189 63V62H187ZM213 63V62H212ZM211 63V64H212ZM221 64L223 63L222 61L220 62ZM254 63V62H253ZM4 64V63H3ZM17 64V63H16ZM230 64V63H229ZM250 64V61H249ZM6 65V63H5ZM19 65V64H17ZM193 65V64H192ZM209 65V64H208ZM246 65V64H244ZM8 66V65H7ZM133 66V65H132ZM174 66V65H173ZM195 66V65H194ZM212 66V65H211ZM227 66V65H224ZM232 70L234 71V73H237V65H234L232 63ZM171 67V66H170ZM203 67V66H202ZM205 67V66H204ZM217 67V66H216ZM117 68V67H116ZM133 68V67H132ZM169 68V66H168ZM168 68H167V72H168ZM190 68V67H189ZM228 68V67H225ZM15 67H14V71H15ZM119 69L123 70L122 68L119 67ZM130 69V67H129ZM172 69L174 70V68L172 67ZM179 69V68H178ZM194 69V68H193ZM17 70V69H16ZM226 70V69H223ZM230 70L227 69V71ZM13 71V72H14ZM116 71V72H114ZM113 73H117V70H114ZM166 72V70L164 71ZM230 73V71H228ZM21 73V72H20ZM19 73V74H20ZM149 73V74H150ZM258 73V72H257ZM127 74V73H126ZM191 74H193L191 72ZM189 74V75H191ZM9 75H13V73L11 72ZM127 75L130 76V74L128 73ZM151 75V74H150ZM174 79L175 81H178V85H173L174 88L171 89V91L169 93H173L174 91H180L182 92V86H184L187 82L184 83V85H182V79L180 77L181 74L176 75L174 74ZM186 75V74H185ZM184 75V76H185ZM195 75V74H194ZM117 76V74H116ZM132 76V75H131ZM146 77V75H144ZM182 76V75H181ZM206 76V74H205ZM215 76V75H214ZM0 77H4L3 74L0 75ZM124 77V76H123ZM160 77V76H159ZM166 77V76H165ZM168 77V76H167ZM183 77V76H182ZM201 77V76H200ZM247 77V76H246ZM249 77V75H248ZM11 76H9L7 78V81H9L8 79H10ZM25 78V77H24ZM23 78V79H24ZM31 78V77H30ZM63 79L66 80L67 82H70L71 84L74 83H80L82 86V89H78L80 91V94L83 96H81L82 98H84L86 100V104L90 105V107H94V111L93 112H88L86 110H90V109H86L84 107H87V105H78L74 102H71L69 97L64 93L63 90H61L58 86L59 79ZM128 78V77H127ZM135 78V77H134ZM156 78V79H157ZM250 78V77H249ZM148 79V77H147ZM165 79V78H164ZM170 79V78H169ZM198 79V78H197ZM214 79V78H213ZM260 79V78H259ZM263 79V78H262ZM29 80V79H28ZM116 82V79H114ZM120 80V79H119ZM124 79V82L125 83ZM151 80V78H150ZM185 80V79H183ZM199 80V79H198ZM212 80V77H211ZM227 80V79H226ZM264 80V79H263ZM263 80L261 82V84L263 83ZM2 81V80H1ZM138 81V79H137ZM189 81V80H188ZM231 81V79L229 80V82ZM240 81V80H238ZM31 82V81H30ZM122 82V80H121ZM184 82V81H183ZM217 82V81H216ZM228 82V80L226 81ZM243 82V81H242ZM250 82V81H249ZM260 82V81H259ZM24 83V82H23ZM121 83V84H123ZM130 85L129 87L133 86L131 84V82H129ZM134 83V82H132ZM175 83V84H177ZM208 83V81L206 82ZM213 83V82H212ZM246 83V82H245ZM243 83V84H245ZM258 83V82H257ZM4 84V83H3ZM29 84V83H28ZM171 84V83H170ZM241 84V82H240ZM247 84V83H246ZM260 84V83H258ZM264 84V83H263ZM67 85V84H66ZM163 85V83H162ZM204 85V84H203ZM211 85V83H210ZM239 85V84H238ZM30 86V85H29ZM175 86H178L177 88ZM233 86V85H232ZM246 86V85H245ZM259 86V85H258ZM261 86V85H260ZM264 86V85H263ZM14 87V85H13ZM28 87V86H27ZM202 87V85L200 86ZM247 87V86H246ZM159 88V87H158ZM198 88V87H196ZM208 88V86H207ZM222 88V87H221ZM220 88V89H221ZM261 88V87H260ZM29 89V88H28ZM65 89V88H64ZM143 89V88H142ZM155 89V88H154ZM153 89V90H154ZM169 89V88H168ZM201 89V88H200ZM199 89V90H200ZM216 89V88H215ZM256 89V88H254ZM253 89V91H254ZM259 89V88H257ZM264 89V88H263ZM262 89V90H263ZM184 90V89H183ZM186 90V89H185ZM192 90V88H191ZM195 90V89H194ZM213 90V89H211ZM227 90V89H226ZM229 90V89H228ZM227 90V91H228ZM238 90V89H237ZM246 90V89H245ZM79 91H75L76 93ZM142 91V90H141ZM155 91V90H154ZM152 91V92H154ZM190 91V90H188ZM196 91V90H195ZM194 91V93H195ZM239 91V90H238ZM242 91V90H241ZM67 92V90H66ZM151 92V94H152ZM164 92V91H163ZM247 92V91H246ZM252 92V91H251ZM156 93V92H154ZM159 93V92H158ZM168 93V94H169ZM186 93V92H184ZM221 93V92H220ZM258 93V92H257ZM260 93V91H259ZM71 94V93H70ZM75 94V93H74ZM148 94V93H147ZM179 94V93H178ZM201 94V93H199ZM230 94V93H229ZM253 94V93H252ZM255 94V93H254ZM10 95V94H9ZM156 95V94H155ZM183 95V94H182ZM189 95V94H188ZM218 95V94H217ZM8 96V95H6ZM13 96V95H11ZM10 96V97H11ZM51 96V95H50ZM187 96V94H186ZM195 96V95H194ZM219 96V95H218ZM221 96V95H220ZM236 97L238 95H235ZM242 96V95H241ZM249 96V95H248ZM255 96V95H254ZM52 97V96H51ZM73 97V96H72ZM140 97H142L140 95ZM182 97V96H181ZM232 97V96H230ZM259 97V96H258ZM49 98V97H48ZM74 98V97H73ZM184 98V96H183ZM187 98V97H186ZM185 98V99H186ZM243 98V96H242ZM241 98V100H242ZM262 99L263 96L261 97ZM194 99V98H193ZM196 99V98H195ZM225 99V98H224ZM231 99V98H230ZM240 99V96L239 98ZM11 100V99H10ZM9 100V101H10ZM20 100V99H17ZM82 99L78 100L81 101ZM146 100V99H144ZM176 100V99H175ZM189 100V99H188ZM198 100V99H196ZM201 100V99H200ZM223 100V99H221ZM229 100V99H228ZM251 100V99H250ZM255 100V98H254ZM258 100V99H257ZM260 100V99H259ZM8 101V102H9ZM13 101V100H12ZM44 101V100H43ZM179 101V100H177ZM182 101V100H180ZM199 101V100H198ZM226 100H224L225 102ZM233 101V100H232ZM238 101V100H237ZM243 102L245 101V99L242 100ZM241 101V102H242ZM49 102V101H47ZM51 102V101H50ZM53 102V101H52ZM76 102V101H75ZM83 102V101H82ZM149 102V101H148ZM154 102V101H153ZM171 102V98L170 96H163L160 98L158 105H156V107H168L169 104ZM175 102V101H174ZM184 102V100H183ZM208 102V101H207ZM206 102V103H207ZM211 102V101H210ZM214 102V101H213ZM216 102V101H215ZM230 102V100L228 101ZM254 101H252L253 103ZM260 102V101H259ZM11 103V102H9ZM42 103H46L45 101ZM205 103V104H206ZM227 103V102H226ZM225 103V104H226ZM125 105L126 107H132V117L131 120H126L123 119L122 116H117L116 118L112 117V111L114 112L112 107H118L120 108V106ZM200 104V102H199ZM228 104V103H227ZM236 104V103H235ZM238 104V102H237ZM237 104L235 105V107L237 106ZM242 103H240L239 105H241ZM257 104H259L257 102ZM22 105V104H21ZM19 105V106H21ZM40 105V104H39ZM92 105V106H91ZM177 105V104H176ZM182 105V104H181ZM188 105V104H187ZM234 105V103H233ZM238 105V106H239ZM253 105V104H251ZM255 105V104H254ZM216 106V105H215ZM218 106H221V104H219ZM237 106V107H238ZM260 106V105H259ZM263 106V105H262ZM9 107V106H8ZM192 107V106H191ZM190 107V108H191ZM203 107V106H202ZM227 107V106H226ZM233 107V106H230ZM244 108H247L244 106ZM42 108V106H41ZM39 108V109H41ZM174 108V107H173ZM218 108V107H217ZM241 108V107H240ZM249 108V107H248ZM247 108V109H248ZM32 108H30L31 110ZM37 109V108H36ZM43 109V108H42ZM42 109L40 111H42ZM203 109V108H202ZM215 109V108H213ZM230 109V108H229ZM121 110V109H120ZM177 110V109H176ZM217 110V109H216ZM234 110V109H233ZM232 110V111H233ZM237 110V108H236ZM19 111V110H18ZM34 111V109H33ZM92 111V108L91 110ZM122 111V110H121ZM125 111V110H124ZM227 111V108H226ZM123 112V111H122ZM174 112V111H173ZM211 112V111H210ZM215 112V111H214ZM220 111H218L219 113ZM225 112L222 111L221 114ZM256 112V111H255ZM262 112V111H261ZM33 113V112H31ZM42 113V112H41ZM159 113V112H158ZM181 113V112H180ZM227 113V112H225ZM231 113V111H230ZM234 113V112H233ZM238 113V112H237ZM257 113V112H256ZM263 113V112H262ZM5 114H8L5 113ZM4 114V115H5ZM120 114V113H119ZM127 114V113H126ZM211 114V113H210ZM220 114V113H219ZM218 114V116H220ZM232 114V113H231ZM235 114V113H234ZM239 115H241L240 113H238ZM247 114V113H246ZM264 114V113H263ZM236 115V114H235ZM244 115V114H243ZM249 115V114H247ZM259 115V114H257ZM11 116V115H10ZM24 115H22L23 118ZM37 116V115H35ZM34 116V117H35ZM129 116V115H128ZM209 116V115H208ZM207 116V117H208ZM254 116V114H253ZM256 116V115H255ZM12 117V116H11ZM21 117V116H20ZM198 117V116H197ZM211 117V116H210ZM238 117V115H237ZM19 118V117H18ZM29 118V117H28ZM37 118V117H36ZM127 118V117H126ZM129 118V117H128ZM188 118V117H187ZM203 118V117H202ZM214 118V117H213ZM224 118V117H223ZM232 118V116H231ZM239 118V117H238ZM242 118V117H241ZM247 118V117H246ZM16 119V118H15ZM24 119V118H23ZM22 119V120H23ZM26 119V118H25ZM193 119V118H192ZM253 119V118H252ZM258 119V118H257ZM38 120V119H37ZM182 120V119H181ZM202 120V119H201ZM239 120V119H238ZM3 121V120H2ZM5 121V120H4ZM15 121V120H14ZM30 121V118H29ZM39 121V120H38ZM183 121V120H182ZM191 121V120H190ZM210 121V120H209ZM239 121L242 120L240 119ZM245 121V120H244ZM246 121L249 122V119ZM251 121V120H250ZM264 121V120H263ZM21 122V121H18ZM25 123V120L23 121ZM186 122V120H185ZM206 122V121H205ZM234 122V121H233ZM210 123V122H209ZM239 123V122H238ZM245 123V122H244ZM242 124V126H244L245 124ZM255 123V121H254ZM32 124V123H30ZM29 124V125H30ZM219 124V123H218ZM230 124V123H229ZM240 124V123H239ZM19 125V124H18ZM191 125V124H190ZM189 125V126H190ZM234 125V124H233ZM237 125V124H236ZM250 125V123H248V126ZM257 124H254V126H256ZM13 126V125H12ZM31 126V125H30ZM188 126V127H189ZM246 126V125H245ZM264 126V125H263ZM27 127V126H26ZM194 127V126H193ZM258 127H260L258 125ZM25 128V127H24ZM200 128V127H199ZM211 128V127H210ZM209 128V129H210ZM237 128V127H236ZM245 128V127H244ZM252 128V125L251 127ZM256 128V127H255ZM26 129V128H25ZM189 129V128H187ZM192 129V128H191ZM243 129V128H242ZM247 129V128H246ZM253 129V128H252ZM259 130H256L255 132L260 131V128H258ZM11 130V129H10ZM14 130V129H13ZM204 130V127H203ZM221 130V129H220ZM237 130H241V129H237ZM248 130V129H247ZM7 131V130H5ZM22 131V130H21ZM206 131V130H205ZM204 131V132H205ZM208 131V129H207ZM206 131V132H207ZM215 131V130H214ZM217 131V130H216ZM246 131V130H244ZM201 132V133H204ZM205 132V133H206ZM210 132V131H209ZM218 132V131H217ZM220 132V131H219ZM241 132L243 134V136H241V138L243 137V139H245V135L246 132L244 133L242 130ZM252 132V131H251ZM254 132V131H253ZM12 133V132H11ZM14 133V132H13ZM263 133V132H262ZM196 134V133H195ZM212 134V133H211ZM250 134V133H249ZM254 134V133H253ZM259 134V132H258ZM264 134V133H263ZM263 134H261V136H263ZM8 135V134H7ZM19 135V134H18ZM251 135V134H250ZM13 136V135H12ZM16 136V135H14ZM43 136V135H42ZM47 138V135H44ZM191 136V135H190ZM205 136V134H204ZM207 136V135H206ZM205 136V139H206ZM208 136L210 137V134H208ZM226 136V135H225ZM228 136V135H227ZM254 136V135H251ZM260 137V134L257 135V137ZM220 134L219 137L220 138ZM249 137V136H248ZM256 137V138H257ZM258 137V138H259ZM46 138L43 141H46ZM194 138V137H193ZM198 138V137H197ZM200 138V137H199ZM213 138V137H212ZM240 138V137H239ZM247 138V136H246ZM255 138V137H254ZM255 138V139H256ZM201 139V138H200ZM225 139V138H223ZM23 140V139H22ZM42 140V139H41ZM193 140V139H192ZM195 140V139H194ZM202 140V139H201ZM207 140V139H206ZM209 140V139H208ZM233 140V139H232ZM248 140L251 141V139L248 138ZM264 141V137L262 139ZM188 141V140H187ZM240 141V140H239ZM245 141V140H244ZM260 141V140H259ZM259 143L260 145V142ZM262 141V142H263ZM193 142V141H192ZM202 142V141H201ZM213 142V141H211ZM248 142V141H247ZM254 142V140H253ZM253 142H251L250 144H252ZM261 142V143H262ZM39 143V142H38ZM50 143V142H49ZM48 143V144H49ZM205 143V142H204ZM230 143V142H229ZM233 143V142H232ZM245 143V142H244ZM244 143H240L241 145ZM47 144V143H46ZM44 144V145H46ZM206 144V143H205ZM239 143H236V145H238ZM256 144V141H255ZM254 144V145H255ZM125 145V147H126ZM200 145V144H199ZM218 145V144H217ZM221 145V144H220ZM218 145V147L220 146ZM227 145V144H226ZM229 145V144H228ZM264 145V144H262ZM36 146V144L34 145ZM33 146V148H34ZM224 146V143H223ZM231 146V145H230ZM246 147L247 143L244 145ZM52 147H55L54 145ZM200 147V146H199ZM218 147H215L218 149ZM226 147V146H225ZM223 147V149L225 148ZM233 147V146H232ZM241 147V146H240ZM251 147V145H249V148ZM253 147V145H252ZM258 147V146H257ZM256 147V148H257ZM261 147V146H260ZM201 149H203L202 147H200ZM222 148V146H221ZM220 148V149H221ZM236 148V147H235ZM247 148V149H249ZM255 148V147H253ZM19 149V148H18ZM35 149V148H34ZM74 149V148H72ZM195 149V148H194ZM212 149V148H211ZM246 149V150H247ZM133 150V149H131ZM204 150V149H203ZM216 149H214L215 151ZM239 150V149H238ZM245 150V151H246ZM254 150V149H253ZM252 150V151H253ZM258 150V149H257ZM133 151V152H135ZM188 151V152H187ZM206 150H204L205 152ZM242 151V150H241ZM17 152V151H16ZM75 152V151H73ZM128 152V150H127ZM135 152V153H136ZM200 152V151H199ZM208 152V150L206 151ZM225 152V151H224ZM247 152L249 153V151L247 150ZM37 153V152H36ZM46 153V152H45ZM52 153V152H51ZM50 153V155H51ZM187 153V154H186ZM201 153V152H200ZM203 153V152H202ZM260 153V152H259ZM17 154V153H16ZM123 154V153H122ZM209 154V153H208ZM211 154V153H210ZM209 154V155H210ZM247 154V153H246ZM251 154V153H250ZM257 154V153H254ZM261 154V153H260ZM44 155V154H43ZM49 155V158H50ZM131 155V154H130ZM204 155V156H203ZM239 155V154H238ZM13 156V155H12ZM15 156V155H14ZM35 155H33L32 157H34ZM246 156V155H245ZM254 156V155H253ZM257 156V155H256ZM19 157V156H18ZM17 157V158H18ZM30 157V156H29ZM30 157V158H32ZM42 157V156H41ZM144 157V158H145ZM164 157H160V158H164ZM200 157V156H199ZM235 157V155H234ZM233 157V158H234ZM240 157V156H239ZM244 157V156H243ZM242 157V159H243ZM249 157V156H248ZM255 157V156H254ZM192 158H194V156H192ZM215 158V157H214ZM237 158V157H236ZM251 160H253L251 157H249ZM23 159V158H22ZM54 159V158H53ZM52 159V160H53ZM125 161L130 160L129 156L127 158V156H124L123 158H121ZM198 159V158H196ZM212 159V160H211ZM240 160V158H238ZM21 160V159H20ZM32 160V159H30ZM45 160V158H44ZM63 160V158L61 159ZM60 160V161H61ZM117 160V159H116ZM144 160V159H143ZM195 160V159H194ZM199 160V159H198ZM219 160V158H218ZM234 160V159H233ZM244 160V159H243ZM246 160V158H245ZM245 160L243 162H245ZM12 161V160H11ZM36 161V160H35ZM38 161V160H37ZM46 161V160H45ZM49 161V160H48ZM59 161V162H60ZM118 161V160H117ZM125 161H123L125 163ZM132 161V160H131ZM142 161V160H141ZM214 163V164H210L209 162ZM217 160H215L216 162ZM222 161V159L220 160ZM219 161V162H220ZM242 161V160H241ZM13 162V161H12ZM30 162V161H29ZM53 162V161H52ZM51 162V163H52ZM56 162V161H55ZM119 162V161H118ZM122 162V160H121ZM197 162V161H196ZM43 163V162H42ZM61 163V162H60ZM59 163V164H60ZM63 163V161H62ZM114 163V162H113ZM117 163V162H116ZM130 163V161L128 162ZM133 163V161H132ZM221 163V162H220ZM4 164V163H3ZM17 164V163H16ZM35 166V162L33 163ZM37 164V163H36ZM49 164V162H48ZM53 164V163H52ZM55 164V163H54ZM158 163H156L155 165H157ZM256 164V163H255ZM18 165V164H17ZM32 165V164H31ZM58 165V164H56ZM62 165V164H60ZM112 165V164H111ZM131 165V164H130ZM154 165V166H155ZM214 165V167H213ZM244 165V164H243ZM246 165V163H245ZM244 165V166H245ZM250 165V164H249ZM30 166V165H29ZM42 166V165H41ZM46 166V165H45ZM44 166V167H45ZM53 166V165H52ZM124 166V165H123ZM150 166V165H149ZM153 166V165H152ZM151 166V167H152ZM194 166H196L194 164ZM226 166V165H224ZM238 166V164H237ZM241 166V165H240ZM239 166V167H240ZM26 167V166H25ZM21 168V169H25ZM28 167V166H27ZM26 167V168H27ZM50 167V166H49ZM76 167V166H75ZM139 167V166H138ZM142 167V166H141ZM158 167V166H157ZM176 167V168H175ZM249 167V166H248ZM248 167L246 170H248ZM251 167V166H250ZM259 167V168H258ZM6 168V167H5ZM9 168V167H7ZM33 167L30 168V170ZM52 168V167H50ZM49 168V169H50ZM59 168V167H58ZM78 168V167H77ZM113 168V167H112ZM154 169V167H152ZM243 168V167H242ZM241 168V169H242ZM28 169V168H27ZM36 169V168H35ZM40 169V168H39ZM42 169H44L42 167ZM48 169V168H47ZM143 169V168H142ZM168 169V168H167ZM223 169V167L221 168ZM232 168H230L231 170ZM29 170V171H30ZM45 170V169H44ZM52 170V169H51ZM82 170V169H81ZM84 170V169H83ZM129 170V168L127 169ZM126 170V171H127ZM131 170V169H130ZM160 171V169H158ZM156 170V171H158ZM170 170V169H169ZM235 170V167H234ZM245 170V171H246ZM27 171V170H26ZM43 171V170H42ZM46 171V170H45ZM44 171V172H45ZM76 171V172H75ZM162 177L166 178L168 177L166 175L167 171L162 170ZM224 171V172H225ZM251 171V170H250ZM8 171H5L4 173H6ZM83 172V171H81ZM134 172V171H133ZM170 172V171H169ZM209 173L211 174V181L207 184L206 189H205V193L204 191H201V189H199V183H203L204 181V173ZM239 172V171H238ZM243 169H242V173H243ZM249 172V171H248ZM9 173V172H8ZM23 173V172H22ZM48 173V172H47ZM112 173H115L112 171ZM122 173V172H121ZM142 173V172H141ZM155 173V172H154ZM245 173V172H244ZM31 174L30 172L28 173V175ZM33 174V173H32ZM160 174V173H159ZM234 174V175H233ZM137 175V174H136ZM139 175V174H138ZM144 175V173H143ZM174 175V174H173ZM235 175H237L238 177H236ZM141 176V175H140ZM170 176V174H169ZM172 176V175H171ZM235 176V177H234ZM6 177V176H5ZM8 177V175H7ZM20 177V176H19ZM161 177V178H162ZM260 177V175H259ZM9 178H11V176H9ZM22 178V177H21ZM160 178V177H159ZM169 178V177H168ZM210 178V176H209ZM132 179V178H131ZM136 178H134L135 180ZM152 179V178H151ZM167 179V178H166ZM256 179V178H255ZM24 180V179H23ZM208 182V178L205 179ZM260 180V179H259ZM6 181V180H5ZM27 181V180H26ZM168 181V183H167ZM229 181V182H228ZM256 181V180H255ZM262 181V180H260ZM143 182V181H142ZM152 182V181H151ZM263 182V181H262ZM13 183V182H12ZM32 183V182H31ZM112 183V182H111ZM110 183V184H111ZM205 183V182H204ZM261 183V182H260ZM259 183V184H260ZM264 183V182H263ZM11 184V182H10ZM17 184V183H16ZM145 185V184H144ZM12 186V185H11ZM23 186V185H22ZM27 185H25L24 187H26ZM262 186V185H261ZM28 187V186H27ZM32 187V186H31ZM135 187V186H133ZM204 187V186H203ZM257 187V186H256ZM14 188V187H12ZM68 188V187H67ZM16 189V188H15ZM33 189V188H32ZM74 189V188H72ZM256 189V188H255ZM21 190V188H20ZM29 190V189H28ZM71 190V188H70ZM114 190V189H113ZM12 191V189H11ZM14 191V190H13ZM17 191V190H16ZM15 191V193H17ZM19 191V190H18ZM27 191V190H26ZM68 191V190H67ZM110 191V189L108 190ZM24 192V191H23ZM70 192V191H69ZM68 192V193H69ZM125 192V190L123 191ZM148 192V191H147ZM29 193V192H28ZM142 193V192H141ZM263 193V191H262ZM112 194V192L110 193ZM144 194V193H143ZM261 194V193H260ZM36 195V194H34ZM60 195V198H62ZM70 195V193H69ZM117 195V194H116ZM146 195V194H144ZM11 196V195H10ZM55 196V195H54ZM53 196V197H54ZM71 196V195H70ZM109 196V195H108ZM114 196V195H111ZM124 196V195H123ZM131 196V195H130ZM133 196V195H132ZM139 196V195H138ZM142 196V195H141ZM148 196V194H147ZM264 196V195H263ZM20 197V196H19ZM59 197V196H58ZM107 197V196H106ZM118 197V195H117ZM125 197V196H124ZM113 198V197H112ZM109 198V199H112ZM126 198V197H125ZM137 198V195H136ZM140 198V197H139ZM259 198V197H257ZM2 199V198H1ZM9 199V197H8ZM23 199V198H22ZM21 199V200H22ZM107 200V198H105ZM116 199V204H125L126 200L124 198L118 197L115 198ZM114 199V200H115ZM130 199L132 200V197H130ZM129 199V200H130ZM142 199V198H141ZM144 199V198H143ZM15 200V199H14ZM20 200V199H19ZM59 200V198H58ZM57 200V201H58ZM63 200V199H62ZM138 200V199H137ZM136 200V201H137ZM140 200V199H139ZM138 200V202H139ZM262 200V199H261ZM60 201V200H59ZM109 201V200H108ZM258 201V200H257ZM111 202V201H110ZM58 203V202H57ZM60 203V202H59ZM107 203V202H105ZM109 204V203H107ZM116 204H110L113 206H116ZM129 204V202H128ZM140 203H138L139 205ZM62 206V203L59 204V206ZM136 205V204H135ZM263 205V204H262ZM52 206V207H53ZM128 206V205H127ZM39 207V206H38ZM144 207V204L143 206ZM4 208V207H3ZM20 207L19 212H21V210L23 211L22 214L24 213V209ZM129 208V207H128ZM131 208V207H130ZM137 208V207H136ZM146 208V207H145ZM34 209V208H33ZM32 209V211H33ZM109 209V208H108ZM121 209H125V208H121ZM120 209V210H121ZM139 209V208H138ZM141 209V208H140ZM36 210V208L34 209ZM50 210H53L52 208ZM119 210V211H120ZM122 210V211H123ZM137 210V209H136ZM32 211H30V213H32ZM120 211V212H122ZM125 211V210H124ZM129 211V209H128ZM149 211V210H148ZM37 212V211H36ZM139 212V211H138ZM137 212V213H138ZM29 213V212H28ZM39 213V212H38ZM51 213V211H50ZM130 213V212H129ZM11 214V213H10ZM33 214V213H32ZM31 214V215H32ZM35 215V214H34ZM38 215V214H37ZM44 215H47L44 214ZM235 215V216H234ZM43 216V215H42ZM38 217L39 219H44V217ZM47 217V216H45ZM48 217H50L48 215ZM233 217H236V220H233ZM26 218V217H25ZM37 218V219H38ZM122 218V217H121ZM24 219V217H23ZM27 219V218H26ZM142 219H145L146 222ZM7 220V219H6ZM233 220V221H232ZM74 222V221H73ZM143 222V223H142ZM145 222V223H144ZM239 224V221H237ZM109 223H107L108 225ZM232 224V225H233ZM30 225V224H29ZM38 225V224H37ZM40 225V224H39ZM38 225V227H40ZM78 225V224H77ZM106 225V226H107ZM5 226V225H4ZM26 226V225H25ZM110 226V225H109ZM113 226V225H112ZM140 226V223H139ZM31 227V226H30ZM37 227V229H38ZM120 227V226H119ZM217 227V228H219ZM221 227V228H222ZM41 228V227H40ZM48 228V227H47ZM61 228V227H60ZM77 228V226H76ZM110 228V227H109ZM113 228V227H112ZM115 228V227H114ZM214 229L215 230H217ZM5 229V228H4ZM9 229V228H8ZM107 229V228H106ZM106 229H105V233H106ZM121 229V228H120ZM223 229V230H224ZM231 229V227H230ZM3 230V229H2ZM28 230V228H27ZM40 230V229H39ZM43 230V229H42ZM75 230V231H73ZM110 230V229H109ZM144 230V231H145ZM220 230V229H219ZM221 229V231H223ZM46 231L45 227L44 230ZM112 231V230H110ZM147 231V230H146ZM225 231V230H224ZM230 231V230H229ZM148 232V231H147ZM3 233V232H2ZM24 233V230H23ZM22 231L19 229H10V231H8V236H6V232H5V238L8 239V241L5 243L4 241V237H0V241L3 242L2 244L0 243V264H33L31 262V260H34L36 254H37V249L35 247H33V245H31L32 247L29 246V244L25 243V240H21V237L23 235ZM111 233V232H110ZM108 231V234H110ZM118 233V232H117ZM220 233V232H219ZM226 233V232H224ZM31 234V233H30ZM107 234V233H106ZM148 234V233H147ZM147 234H144L145 236ZM223 234V233H222ZM220 234V237L221 235ZM256 235L258 237V242L255 243V240H253L252 237L250 243V245L252 244L253 246L249 247L247 246L248 243L246 244V240L249 239V237H251L250 235ZM139 235V234H138ZM135 235L137 236L136 239L141 235ZM226 237L228 235V233L225 234ZM232 235V234H231ZM33 236V235H32ZM106 236V235H105ZM105 236H103L102 238H104ZM110 236V235H109ZM143 236V235H141ZM140 236V237H141ZM34 237V236H33ZM36 237V236H35ZM121 237V236H120ZM139 237V239H140ZM263 237V238H262ZM3 238V239H2ZM46 238V237H45ZM55 238V237H54ZM111 238V236H110ZM108 238V239H110ZM135 238V237H134ZM133 238V239H134ZM2 239V240H1ZM101 239V240H100ZM135 239V241H136ZM137 239V242H139ZM216 239V243L218 242V240ZM220 241L224 240V237L222 239V237L220 238ZM230 239V238H229ZM232 239V238H231ZM256 239V238H255ZM18 240V241H17ZM62 240V241H63ZM115 240V239H114ZM117 240V238H116ZM155 240H159L157 243H155ZM226 240V239H225ZM233 240V239H232ZM15 241V242H14ZM59 241V242H60ZM61 241V242H62ZM153 241V242H152ZM244 241V246L243 243L240 242ZM60 242V243H61ZM71 240L67 243V241L62 242L60 245L61 247H70L72 244L70 243ZM73 242V241H72ZM75 242V241H74ZM81 242V241H80ZM112 242V241H110ZM127 242V241H125ZM124 242V244H125ZM132 242V241H131ZM131 242H128V244ZM136 242V244H138ZM217 243L220 246H225V242L223 245H221L220 243ZM249 242V241H247ZM135 243V242H134ZM213 243V244H212ZM106 244V243H105ZM123 244V245H124ZM156 244V246H155ZM216 244V245H217ZM241 244L243 246V248L241 247ZM122 245V246H123ZM211 245V246H210ZM227 245V244H226ZM255 245V246H254ZM43 246V245H42ZM41 246V247H42ZM91 246V247H90ZM93 246V247H92ZM96 246V247H95ZM132 246V245H131ZM136 246V245H135ZM134 246V247H135ZM138 247L139 244L137 245ZM159 246V244H158ZM219 246V247H220ZM92 250H90V248ZM95 247V248H94ZM127 247V246H126ZM128 247H130L128 245ZM196 247V246H195ZM213 249H212V248ZM221 247V248H222ZM227 247V246H225ZM231 247V245H230ZM228 245V249L230 248ZM248 249H245V248ZM104 248V247H103ZM117 248V247H116ZM123 248V247H121ZM133 248V247H132ZM170 248H175L174 252L171 254V256L169 255L168 249ZM43 249V248H42ZM41 249V250H42ZM94 249V250H93ZM99 249V248H98ZM126 249V248H125ZM196 249V248H195ZM193 247V250H195ZM220 249V248H219ZM226 249V248H225ZM224 249V251H225ZM245 249V251L243 250ZM40 250V251H41ZM131 250V249H130ZM138 250H140L138 248ZM172 250V249H171ZM200 250V249H199ZM203 250V249H202ZM207 250V249H206ZM223 250V249H221ZM240 250V251H239ZM243 250V251H241ZM115 251V250H114ZM118 251V250H117ZM126 251V250H124ZM141 251V250H140ZM154 251V250H152ZM158 251H155L158 253ZM238 251V254H237ZM44 252V249H43ZM102 252V251H101ZM122 252V251H121ZM120 252V253H121ZM130 252V251H129ZM128 252V253H129ZM143 252V250H142ZM194 252V251H192ZM200 252V251H199ZM203 251H201V254ZM209 252V251H208ZM231 252V251H230ZM247 252V251H246ZM45 253V252H44ZM43 253V254H44ZM48 253V252H47ZM127 253V254H128ZM206 253V252H205ZM219 252H217L216 254H214L215 256L218 254ZM228 253V252H227ZM243 253V254H241ZM42 254V252H41ZM121 254H124L123 252ZM127 254L125 256H127ZM183 254V253H182ZM181 254V255H182ZM192 254V253H191ZM209 255H211V258H213L214 255H212V253H207ZM207 254H205L206 256H208ZM222 254V253H220ZM226 254V253H225ZM232 254V253H231ZM47 255V254H46ZM105 255V254H104ZM131 255H132V251H131ZM134 255V253H133ZM180 255V256H181ZM227 255V254H226ZM43 256V255H42ZM41 256V257H42ZM123 256V257H125ZM136 256V255H135ZM139 256V255H138ZM153 256V255H152ZM192 256V255H191ZM195 256V255H194ZM197 256V255H196ZM205 256V258H206ZM214 256V257H215ZM45 256H43L44 258ZM49 257V255L47 256ZM74 257V256H73ZM107 257V256H106ZM105 257V258H106ZM120 257V256H119ZM142 257L141 260H143L144 264H147V254L140 256ZM139 257V258H140ZM155 257V256H154ZM210 257V256H209ZM217 257V256H216ZM232 257V256H231ZM46 258V257H45ZM110 258V257H109ZM122 258V257H121ZM138 258V260H139ZM153 258V257H152ZM186 258V256H185ZM198 258V257H197ZM202 258V257H201ZM204 258V259H205ZM208 258L207 260L211 259ZM221 258H225V257H221ZM73 260H75L74 258H72ZM120 259V258H119ZM171 259L173 261H171ZM233 259V261H232ZM110 260V259H109ZM125 260V258H124ZM133 260V259H131ZM130 260V261H131ZM135 260V259H134ZM189 260V259H188ZM197 260V259H196ZM199 260V258H198ZM224 260V259H223ZM223 260L221 259V262H223ZM228 260V259H227ZM238 260V261H237ZM171 261V262H169ZM186 260H184L185 262ZM242 261V262H241ZM141 262V261H140ZM151 262V261H149ZM201 262V261H200ZM206 262V260L204 261ZM210 262V261H209ZM62 263V262H61ZM60 263V264H61ZM129 263V262H128ZM208 263V262H206ZM215 263V262H214ZM224 264H227L228 262H223ZM119 264V262L117 263ZM122 264V263H121ZM124 264V262H123ZM151 264V263H150ZM198 264V263H197ZM215 264H218L215 263ZM232 264V263H231Z\"/></svg>","mask_w":264,"mask_h":264}]
</instances>
